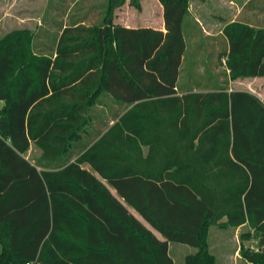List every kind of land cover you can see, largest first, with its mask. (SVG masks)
I'll return each mask as SVG.
<instances>
[{"label":"trees","instance_id":"obj_1","mask_svg":"<svg viewBox=\"0 0 264 264\" xmlns=\"http://www.w3.org/2000/svg\"><path fill=\"white\" fill-rule=\"evenodd\" d=\"M190 1L158 0L165 30L104 0L98 23L0 36V264H176L170 243L217 264L211 227H247L240 257L264 264V100L228 90L264 77V26L205 35Z\"/></svg>","mask_w":264,"mask_h":264},{"label":"rangeland","instance_id":"obj_2","mask_svg":"<svg viewBox=\"0 0 264 264\" xmlns=\"http://www.w3.org/2000/svg\"><path fill=\"white\" fill-rule=\"evenodd\" d=\"M103 2L104 0H64L63 3L61 0H0V36L22 28L41 33L40 35L45 31L51 34L57 29L55 22L66 21L70 16L80 18L85 24L98 23L103 15ZM190 3L191 18L198 17L203 26L208 27L210 32L218 37L220 35L216 33L220 31L221 26L234 18L245 17L251 22L264 25V0H191ZM140 4V9H136L128 2L124 3L122 8L115 10L114 21L130 26L157 27L159 22L161 23L162 14V6L158 0H141ZM206 44L209 45V40ZM195 70L199 71V68ZM222 71V67L216 71L221 78L224 77ZM247 79H236L230 85L233 89L249 90L263 99L264 80ZM37 152V149H32L26 153V157L32 160ZM247 232V227H241L239 230L211 227L208 241L217 264H234L233 260H236V264H250L240 257L238 251L240 244L248 249L255 247V241L239 239L240 235L245 237ZM194 250L188 244L172 243L170 255L176 264H183L185 254Z\"/></svg>","mask_w":264,"mask_h":264},{"label":"crops","instance_id":"obj_3","mask_svg":"<svg viewBox=\"0 0 264 264\" xmlns=\"http://www.w3.org/2000/svg\"><path fill=\"white\" fill-rule=\"evenodd\" d=\"M191 11V10H190ZM241 12V11H240ZM239 12V13H240ZM242 12H243V9H242ZM194 20L197 22V23H199V25H200V28L202 29V32L205 34V35H208V36H216V35H214L213 33H211L210 31L211 30H209V28L208 27H204L203 26V24H202V21H200V19L198 18V17H195L194 18ZM234 20H242V21H244V22H246V23H249V24H251V25H261V24H258V23H256V22H251L250 20H247L245 17L243 18H241V19H238V18H234L233 20H231L230 22H232V21H234ZM229 22V21H228ZM228 22H226V23H228ZM226 23H224L222 26H221V28H220V31L218 32V33H216V34H221V30H222V28H223V26L226 24ZM123 25V24H122ZM125 26H129V27H143V26H146V25H143V26H141V25H135V26H130L129 24H124ZM149 27H152V28H154V29H159V30H165L164 29V22H163V18H162V14H161V23L159 22V24H158V26L157 27H155V26H152V25H148ZM261 26H264V25H261ZM197 41H198V39H197V37L195 38ZM239 79H242V78H239ZM264 80V77H254V78H249V80ZM238 80V79H237ZM246 80H248L247 78H246ZM231 82H233V81H231ZM231 82L229 83V91H232V90H234V91H236V90H244V91H247V92H250V93H252L251 91H249V90H246V89H242V88H240V89H233L232 87H231ZM253 94H256V93H253ZM257 95V94H256ZM260 99H262L259 95H257ZM264 99V98H263ZM262 99V100H263ZM112 123V122H111ZM32 149H37L38 150V154H36V157H34V158H32V160L31 159H29L30 160V162L31 163H35L36 162V159L39 157V155L41 154L40 153V150L38 149V148H35L34 146H33V144H31L30 145V148H29V150L28 151H31ZM81 167L82 168H84V169H86V170H90V168H89V166L87 165V164H82L81 165ZM90 171H92V170H90ZM93 173L103 182V183H105L106 185H107V183H106V181L104 180V179H102L100 176H99V174L96 172V171H93ZM108 186V185H107ZM109 187V186H108ZM109 188H111V190H112V192H113V194L115 195V196H118L117 195V193H116V190L114 189V188H112V187H109ZM119 198V197H118ZM120 199V201L125 205V203L123 202V200L121 199V198H119ZM126 206V205H125ZM128 207V210L133 214V216L135 217V218H137V219H139L147 228L149 227L151 230H152V232L154 233V235L158 238V239H160V240H163V237L155 230V229H153L149 224H146L143 220H142V218L138 215V213L132 208V207H130V206H127ZM239 229H240V227H239ZM239 229H235V230H239ZM209 248H210V250H211V246H210V243H209ZM170 249H171V243L169 244V254H170ZM195 251V250H194ZM193 251V252H194ZM212 252V251H211ZM191 253V252H190ZM188 254V253H187ZM212 254H214L213 252H212ZM186 255V254H185ZM171 256V255H170ZM215 256V255H214ZM185 257V256H184ZM173 259V258H172ZM184 259V258H183ZM215 259H216V257H215ZM185 260V259H184ZM217 260V259H216ZM245 260V259H244ZM231 261V260H230ZM234 261V264H236V260H233ZM219 264V263H218Z\"/></svg>","mask_w":264,"mask_h":264},{"label":"built area","instance_id":"obj_4","mask_svg":"<svg viewBox=\"0 0 264 264\" xmlns=\"http://www.w3.org/2000/svg\"><path fill=\"white\" fill-rule=\"evenodd\" d=\"M26 264H33V263L27 262Z\"/></svg>","mask_w":264,"mask_h":264}]
</instances>
